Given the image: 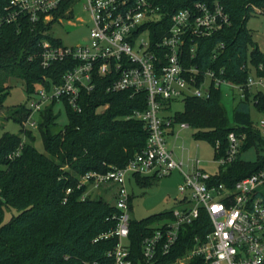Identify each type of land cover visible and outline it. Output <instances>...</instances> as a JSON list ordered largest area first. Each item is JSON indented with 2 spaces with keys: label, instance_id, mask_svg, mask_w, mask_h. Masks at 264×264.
<instances>
[{
  "label": "trees",
  "instance_id": "16d2710c",
  "mask_svg": "<svg viewBox=\"0 0 264 264\" xmlns=\"http://www.w3.org/2000/svg\"><path fill=\"white\" fill-rule=\"evenodd\" d=\"M159 8L162 18L151 27L158 37L168 26L170 14L195 1H218L230 17V24L202 40L197 49L196 63L222 69L223 76L231 82L245 84L248 75H264L262 52L247 27L252 12L264 9V0H150ZM9 0H0V18ZM64 3L48 22L42 19L31 23L26 17L12 22H0V108L9 93L8 78L23 81L26 93L37 87L59 84L69 61H55L49 67L40 64V43L43 39L60 45L58 39L46 33L49 23L62 14ZM224 43L216 59L212 49ZM261 65L262 67H258ZM107 80L97 78L96 86L81 89L78 97L80 110L73 109L66 98L62 104L67 112V122L56 126L53 100L40 112L38 130L45 152L38 151L34 135L24 128L30 114L25 105L10 111V117L21 124L20 133L4 131L0 135V264H82L97 260L111 263L108 255L116 242V235L100 237L99 234L115 228L118 213L114 203L102 194L81 198L85 186L77 187L79 176L88 170L105 171L110 165L123 166L142 150L148 137L143 120L132 116L135 110L146 108L144 92L130 90L107 91ZM221 89L211 88L209 96H186L183 109L170 113L175 123L186 122L194 129L196 138L209 141L214 157L225 154L227 134L233 130L245 133L236 158L218 167L211 175V183L223 182L232 186L239 178L264 167V154L254 161L239 158L241 150L251 145L264 146V137L251 119V105L264 112V91L244 89L229 117L221 100ZM171 100L163 101L165 109ZM106 105V106H104ZM102 107V110L98 108ZM218 142V150L214 148ZM217 154V155H216ZM156 176H133L138 185L146 186ZM66 187H71L65 193ZM131 199V197H130ZM18 210L10 220L3 222L4 207ZM129 208H131L129 200ZM171 209L151 214L142 219H129L128 247L131 264H170L191 247L194 237H203L212 226L204 209L191 224L185 225L176 245L167 252L157 251L154 259L146 262L141 252L143 237L151 234L162 219L171 218ZM189 264H204L194 257Z\"/></svg>",
  "mask_w": 264,
  "mask_h": 264
},
{
  "label": "built area",
  "instance_id": "2783aa9c",
  "mask_svg": "<svg viewBox=\"0 0 264 264\" xmlns=\"http://www.w3.org/2000/svg\"><path fill=\"white\" fill-rule=\"evenodd\" d=\"M91 26L88 40L74 46L53 44L48 39L40 43V64L49 67L55 61H69L71 68L62 74L59 84L41 85L29 97L27 108L39 112L53 100L66 98L70 107L80 110L81 89L92 90L97 78L107 80V91L130 90L144 92L146 108L135 110L133 117L145 122L148 137L144 148L123 166L110 165L105 171L88 170L79 176L77 187L85 186L81 198L110 192L118 209L117 223L100 237L116 235L115 246L108 251L111 263L97 260L82 264H131L128 247L129 200L128 180L135 174L156 177L177 169L183 181L178 185L183 197L171 209L172 217L162 219L153 232L141 241V252L148 263L157 253H167L178 241L181 229L196 220L202 209L212 228L203 237L195 236L191 247L170 264H189L194 257L204 264H264V167L236 180L232 186L211 183V175L195 158L191 169L176 158L167 147L165 135L175 133L186 122L175 123L163 101L186 96L207 97L211 88L228 85L239 97L244 89L264 91V75H248L243 85L228 81L222 69L202 67L196 63L197 49L202 40L230 24V17L218 1H195L174 10L160 36L154 37L151 25L162 18L159 8L150 0H84ZM63 13L72 14L75 0H9L0 22H12L26 17L31 23L48 22L64 3ZM263 12L264 9H257ZM224 49L218 42L212 49L216 59ZM258 67H262L259 65ZM28 119V117H27ZM24 121V125L27 122ZM31 125H35L32 121ZM264 137V119L255 124ZM246 134L233 130L227 134L228 147L222 156L214 157L218 167L234 160ZM214 148L218 150V142ZM71 187H66L69 193Z\"/></svg>",
  "mask_w": 264,
  "mask_h": 264
},
{
  "label": "rangeland",
  "instance_id": "374dc122",
  "mask_svg": "<svg viewBox=\"0 0 264 264\" xmlns=\"http://www.w3.org/2000/svg\"><path fill=\"white\" fill-rule=\"evenodd\" d=\"M84 0H75L72 5V14H59L49 23L46 30L50 36L59 40L62 46H74L85 43L88 40V33L91 26L89 11L84 6ZM252 38L256 41L259 49L264 52V13L252 12L246 23ZM254 76V72L250 73ZM6 84H9V93L5 97L2 107L0 108V135L4 132L20 133L21 124L10 117V111L16 109L19 105L27 107L29 97L34 93H26L23 81L17 77L8 78ZM38 88V87H37ZM221 100L224 104L229 117L232 116V108L236 103L239 95L228 85H221ZM106 106V105H104ZM183 109V99H175L171 102L170 108L164 113H173ZM102 110V107L98 108ZM53 111L56 114L55 128L62 127L67 122V112L61 102L55 103ZM251 119L256 124L260 119H264V112L256 110L251 105ZM40 120V112H32L29 114L24 128L30 129L35 137L34 146L40 152H45L41 136L38 130V122ZM34 121L35 125H31ZM174 137L172 134H166L165 140L168 148H173V152L178 159L187 164V169L191 167L195 158L199 159L200 166L208 173L214 174L218 170V164L214 161V149L212 144L203 138H196L194 129L191 126L186 128L177 127ZM257 154H264V146L251 145L241 150L239 158L247 161H254ZM183 181L182 175L177 169L172 170L169 174L156 177L146 186L138 185L133 178L128 180V189L131 194L129 217L134 219H142L151 214L164 210L172 209L178 206V200L183 197L180 193L178 185ZM264 191V186H259ZM98 191L93 192V196L100 195ZM102 196L108 201H114L111 193H102ZM18 210L14 207H4L3 222L10 220L11 216L16 215Z\"/></svg>",
  "mask_w": 264,
  "mask_h": 264
},
{
  "label": "crops",
  "instance_id": "0c3cea01",
  "mask_svg": "<svg viewBox=\"0 0 264 264\" xmlns=\"http://www.w3.org/2000/svg\"><path fill=\"white\" fill-rule=\"evenodd\" d=\"M171 150L173 151V148H171ZM176 158L178 159V157L176 156ZM181 160V159H180ZM188 169H191V167H189ZM110 193V192H109Z\"/></svg>",
  "mask_w": 264,
  "mask_h": 264
},
{
  "label": "bare ground",
  "instance_id": "6f19581e",
  "mask_svg": "<svg viewBox=\"0 0 264 264\" xmlns=\"http://www.w3.org/2000/svg\"><path fill=\"white\" fill-rule=\"evenodd\" d=\"M227 140V139H226ZM217 155V154H216ZM108 238V237H107Z\"/></svg>",
  "mask_w": 264,
  "mask_h": 264
}]
</instances>
